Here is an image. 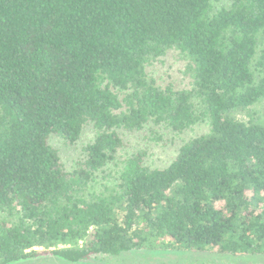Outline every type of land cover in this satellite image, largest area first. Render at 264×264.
Instances as JSON below:
<instances>
[{
	"label": "trees",
	"instance_id": "16d2710c",
	"mask_svg": "<svg viewBox=\"0 0 264 264\" xmlns=\"http://www.w3.org/2000/svg\"><path fill=\"white\" fill-rule=\"evenodd\" d=\"M161 249L264 255V0H0V264Z\"/></svg>",
	"mask_w": 264,
	"mask_h": 264
},
{
	"label": "rangeland",
	"instance_id": "374dc122",
	"mask_svg": "<svg viewBox=\"0 0 264 264\" xmlns=\"http://www.w3.org/2000/svg\"><path fill=\"white\" fill-rule=\"evenodd\" d=\"M185 65L186 61L180 53L173 52L158 63L156 76L164 84L174 83L176 86H182L189 80V76L184 72ZM205 131L206 127L198 126L194 130L186 132L183 137L189 138ZM87 133L85 140L91 135L89 130H87ZM181 139L180 136L167 133L163 136V139L153 140L150 159L157 166L166 165L176 154ZM58 145H60L65 155L77 156L81 151L80 147L65 149L61 144L58 143ZM38 249L43 250L42 248ZM11 264H264V255L234 256L211 251L193 252L161 249L131 251L119 256L95 254L89 260L73 263L50 253L42 252L36 258Z\"/></svg>",
	"mask_w": 264,
	"mask_h": 264
}]
</instances>
